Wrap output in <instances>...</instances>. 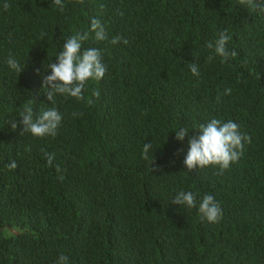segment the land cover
I'll return each instance as SVG.
<instances>
[{
	"label": "trees",
	"instance_id": "obj_1",
	"mask_svg": "<svg viewBox=\"0 0 264 264\" xmlns=\"http://www.w3.org/2000/svg\"><path fill=\"white\" fill-rule=\"evenodd\" d=\"M3 3L0 264H55L61 253L68 264H264V11L239 0H63V11L53 0ZM92 18L106 40L95 39ZM224 30L238 53L227 63L206 47ZM76 32L101 50L104 77L86 83L83 100L55 95V137L21 135L11 122L30 99L35 115L53 106L45 68ZM117 35L129 42L111 44ZM213 118L236 122L250 142L223 172L188 170L193 126ZM179 127L190 130L182 141ZM42 148L55 154L52 167ZM181 190L198 194L197 207L172 203ZM205 194L223 210L217 223L198 211Z\"/></svg>",
	"mask_w": 264,
	"mask_h": 264
},
{
	"label": "clouds",
	"instance_id": "obj_2",
	"mask_svg": "<svg viewBox=\"0 0 264 264\" xmlns=\"http://www.w3.org/2000/svg\"><path fill=\"white\" fill-rule=\"evenodd\" d=\"M54 5L58 6L61 11L65 9L63 0H53ZM241 5H245L251 11H264V3L260 0H239ZM3 9L7 11L11 8L8 0H4ZM104 5H101L103 8ZM91 31L95 33L97 41H104L108 38L104 25L98 18H92ZM89 37L88 32H76L74 35L64 39L63 48L57 53L55 60L48 64L46 71L50 70V74L43 76V89L47 95V99L51 101L52 107L42 109L39 115L34 114L32 105L33 99H30L19 110L17 122H11L13 129L18 125H22L21 135L31 133L35 137H45L57 135V130L62 122V114L57 107L54 106V97L56 94L71 96L77 100H83V91L86 83L90 79H102L107 71L106 65L103 63L102 52L99 48H85L83 42ZM231 40V36L227 30L219 32L215 40H210L206 43V47L211 50L216 56L221 57L223 63H227L230 58H235L238 53L235 50H229L227 45ZM123 41L127 44L129 41L122 36H114L110 43L115 45ZM213 55H209L207 59L211 61ZM8 66L15 71L21 73L24 68H21L20 63L9 56L6 61ZM189 68L194 76H199L200 71L197 63H189ZM39 72V69L37 70ZM226 94L231 93L230 88L225 89ZM93 95L98 96V91H94ZM92 103L91 100L88 101ZM74 116L79 113H73ZM192 130H196L197 134L192 135L188 141L189 147L187 155L184 159V164L188 170L204 168L206 166L215 165L223 170L230 167L231 163L239 160L243 154V141L250 142V137L242 134L239 131V125L232 121H222L213 118L206 123H200L193 126ZM191 130V131H192ZM176 131V138L184 140L190 130L187 127H179ZM152 143H145L143 146L142 156L148 159L149 150ZM30 151V148H28ZM49 167L53 166L55 154L47 152L46 149H41ZM154 163V160H153ZM153 165V164H152ZM9 169H16L17 162L13 160L7 165ZM58 179L63 180L61 166L55 165ZM219 174V173H218ZM197 193L192 191L181 190L172 200V203L186 205L190 208L197 207ZM199 213L202 218H205L211 223H217L222 218L223 210L218 201L211 194H205L199 202ZM69 258L61 253L58 256L55 264H68Z\"/></svg>",
	"mask_w": 264,
	"mask_h": 264
}]
</instances>
